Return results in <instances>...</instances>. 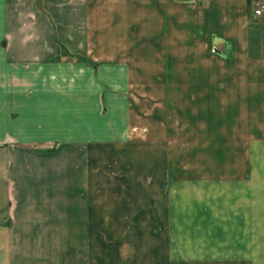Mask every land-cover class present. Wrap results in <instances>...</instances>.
I'll use <instances>...</instances> for the list:
<instances>
[{
    "label": "crops",
    "instance_id": "obj_1",
    "mask_svg": "<svg viewBox=\"0 0 264 264\" xmlns=\"http://www.w3.org/2000/svg\"><path fill=\"white\" fill-rule=\"evenodd\" d=\"M257 1L0 0V264H264Z\"/></svg>",
    "mask_w": 264,
    "mask_h": 264
},
{
    "label": "rangeland",
    "instance_id": "obj_2",
    "mask_svg": "<svg viewBox=\"0 0 264 264\" xmlns=\"http://www.w3.org/2000/svg\"><path fill=\"white\" fill-rule=\"evenodd\" d=\"M161 77L165 78L166 81L168 79V76H162ZM201 78V77H199ZM226 78V77H225ZM227 79V78H226ZM197 84H206L205 82H197L196 80V76H192V89L190 90V92L186 93V98H189V99H186L187 102H186V107H189V102H190V115L195 118L197 116H199L200 114L203 113H210V111H207V106H203V110L204 111H201L200 110V106H199V103H198V100L202 99V98H206V99H209V100H213V98L215 97L216 101L214 103V106H211L213 107L212 108V112H215V109H216V106H217V102L218 100L221 101V95H220V98L218 96V92H217V89H216V86L215 87H212V84H209L208 85V88H209V91L206 89V87H204L203 85H197ZM197 85V86H196ZM226 86L228 87V84H226ZM219 91V90H218ZM222 94V92H220ZM206 99H203L205 100V104L207 103ZM230 104L229 106H224V118H230ZM206 114V115H207ZM212 115V114H211ZM37 148V147H36ZM39 149V148H37ZM46 151H54L55 147H52V148H44ZM44 150V151H45ZM180 157L178 158L179 159V162H182V155H179Z\"/></svg>",
    "mask_w": 264,
    "mask_h": 264
},
{
    "label": "built area",
    "instance_id": "obj_3",
    "mask_svg": "<svg viewBox=\"0 0 264 264\" xmlns=\"http://www.w3.org/2000/svg\"><path fill=\"white\" fill-rule=\"evenodd\" d=\"M256 9L255 13L258 15H262L264 13V2L263 1H257L256 3Z\"/></svg>",
    "mask_w": 264,
    "mask_h": 264
}]
</instances>
